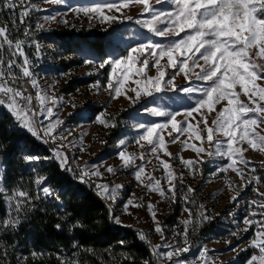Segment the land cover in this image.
I'll return each mask as SVG.
<instances>
[{
    "label": "rangeland",
    "instance_id": "rangeland-1",
    "mask_svg": "<svg viewBox=\"0 0 264 264\" xmlns=\"http://www.w3.org/2000/svg\"><path fill=\"white\" fill-rule=\"evenodd\" d=\"M11 2L12 0H0V17L6 22L4 26L7 28L9 38L14 42L11 48L4 44L0 49V60L3 61L0 63V71L7 74V61L10 59L16 61L8 76V86L19 89L23 95L33 98L31 108L36 115L29 112L28 116L37 135H33L18 122L20 127L40 145L50 146L49 159H56L61 166L60 157L66 158L65 168L71 169L67 172L77 181L81 182L78 177L82 172L89 173L84 177L85 183L97 195L96 184L107 185L109 189L116 188L115 200L98 196L109 206L111 219L117 217L121 221L117 224L112 219L114 225L130 227L138 236L139 233L145 235L144 241L148 244L157 264H174L176 260L183 261L184 264H247L254 254L250 242L258 230V225L255 223L251 226L245 225L244 220L246 217L252 221L264 220V216L260 215L264 209L257 205L249 207L252 201L259 204L264 200V197L258 195V192L264 193V151L253 150L246 143H242L241 147L247 149L243 153L244 159L249 163H238L237 166L242 170L244 178L238 176L232 169L220 172V167L228 163L227 158L216 154V141L211 144L207 141V132L203 130L204 125L201 123L195 131L189 128L185 132H175L172 131L171 125L160 130L165 145L158 148L156 153H152L147 142L141 141L143 147L136 143L138 136L145 130L139 125L165 124L167 117L155 116L147 110L158 108L166 112L184 113L186 109L195 107L201 95L199 89L207 86V82L195 78V73L200 69L191 68L188 78H185L183 73L175 75L173 84L177 88L165 84L160 92H154L151 96L141 95V98L133 102L128 98L135 97V92L131 90L136 88L133 81L142 80L144 77L132 75L121 89L122 93L126 92V96L121 95L114 99V93L107 88L111 66L105 64L103 68L100 67L105 61L125 57L128 50L138 44L166 46L179 37H161L149 31L142 22L151 20L152 14L144 12L143 5L140 4L132 3L121 11L104 8L105 15L116 17L111 22L102 21L98 14L85 15L78 11L104 5L119 6L124 0H58V2L15 0L16 7H5ZM150 2L157 12L169 11L172 7L170 3L158 4L156 0ZM25 10L28 14L22 18L21 12ZM52 16L55 19L45 20V17ZM127 16H131L132 19H126ZM37 25L43 27L38 28ZM156 27L163 28L164 25L158 23ZM60 34L103 35L107 41L106 54L104 56L96 54L85 46L74 47L70 52L65 47L64 40H61ZM16 41L22 42L23 56L16 50ZM144 56L149 59L146 75L157 76V68L151 66L154 58L147 52ZM25 57L29 61L27 65H24ZM258 63L264 66V60ZM22 66L29 69L30 77L23 75ZM136 66L139 67L140 64L137 63ZM161 68L166 72L165 81L176 71L167 66L166 57L161 60ZM112 78L115 81L117 77L114 75ZM33 79L37 81L38 87H33L31 83ZM184 87H191L197 91L186 94L179 90ZM38 92L41 96H54L58 103L54 105L49 99L41 105L37 99ZM240 99L247 103V98L242 93ZM17 100L23 106L24 102L19 97ZM224 103L216 105V110L219 111ZM47 107H51L54 113L50 118L46 113L41 114V109ZM0 110L11 114L7 106H0ZM100 113H105L103 119L108 121L109 126L106 127L96 121V116ZM202 116H206L208 124L211 125L212 120L216 118V112H209L204 108L193 113L192 117L177 116V120L185 119L196 125ZM57 117L63 124L51 133V136L56 137L53 140L51 136H45V128L50 119L54 121ZM196 131H200L203 140L196 138ZM169 132L172 133L171 136L168 135ZM257 132L264 135V124L257 128ZM176 136H179V139L172 143L173 137ZM223 139L222 134L216 133V140ZM121 140L125 141L123 146L120 145ZM184 141L187 145L203 147L205 151L197 153L192 147L182 143ZM25 149L27 153H32L31 156L41 157L38 162L27 161L31 169L46 160L32 150ZM57 151L60 157H54ZM121 151L133 156V162L129 166H125L120 159L118 154ZM169 152L171 156L166 154ZM141 155L144 157L143 160ZM181 157L193 160V166L186 167L181 162ZM160 160L171 166L173 177L167 176ZM140 166L144 167L145 172L141 174L140 180H137L135 173ZM108 167H112L114 172H108ZM4 169L5 165L0 159V188L4 189L2 193L7 191L4 185ZM94 172L101 175H90ZM149 175L160 180L165 196L151 190L149 185L154 181L148 179ZM169 180L175 185L174 194L168 191ZM189 188L193 191L189 192ZM7 195L5 194L4 204L8 217L10 209L6 200ZM185 209H190L191 214ZM253 211L256 215L251 214ZM201 213L209 219H201ZM185 220L191 221L187 226V245L182 235L185 230L182 221ZM157 222L162 233L155 231ZM246 227L248 230L244 231ZM156 245L162 247L154 252L153 246ZM167 245H172L173 248L187 246L189 251L168 260L162 255L172 250ZM204 249H207L206 256L201 257L200 253Z\"/></svg>",
    "mask_w": 264,
    "mask_h": 264
},
{
    "label": "snow or ice",
    "instance_id": "snow-or-ice-1",
    "mask_svg": "<svg viewBox=\"0 0 264 264\" xmlns=\"http://www.w3.org/2000/svg\"><path fill=\"white\" fill-rule=\"evenodd\" d=\"M53 2H58V0H53ZM132 3L143 5V11L152 14L151 20L142 22L148 27L149 31L161 37L173 36L179 37V39L172 40L166 46L152 43L138 44L136 47L130 48L125 57L100 64L101 68L105 64L111 66L112 70L109 73L107 88L114 93L113 98H119L121 95L126 96V92L122 93L121 89L132 75L144 77L142 80L136 79L133 81L136 84V88L131 90L135 92V97H128L133 102L141 98V95L151 96L154 92H160L165 84L177 88L173 84L175 75L183 73L185 78H188L191 68H199L200 71L195 73V78L207 82L206 87L199 89L201 95L197 99L195 107L186 109L184 113L166 112L158 108L147 110L155 116L167 117V121L165 124L153 123L148 126L140 124L139 127L145 130L138 136L136 143L143 147L141 141H145L150 146L151 152L156 153L158 148H163L165 145L164 137L160 130L171 125L172 131L175 132H185L189 128L195 131L199 124L202 123L204 125L203 130L207 132V141L210 144L214 140L216 141V154L222 158H227L228 163L220 167L219 171L226 172L228 169H232L238 176L244 178L242 170L237 165L238 163L247 164L249 161L244 159L243 153L247 149L242 148L241 144L246 143L253 150L264 151V135L257 132V128L264 124V66L258 63V61L264 60V0H156L158 4L170 3L172 5L171 10L160 12L155 10L150 0H124L119 6L104 5L103 7L83 8L78 11L83 12L85 15L95 13L99 15L102 21L111 22L116 17L105 15L104 8L108 10L115 8L117 11H121L124 8H128ZM5 7H16L15 0L6 4ZM27 14V10L22 11L21 17L23 18ZM53 19H55L54 16L45 17V20ZM126 19L131 20L132 17L127 16ZM137 22L141 23V21ZM158 23L163 24L164 27H156ZM37 27L42 28L43 25H37ZM182 33L183 35L181 36ZM0 41H2L0 42V49L3 48L4 44L11 48L14 43L9 38L6 26H0ZM21 43L16 41L15 47L17 52L23 56ZM39 50L37 45V52ZM146 52L154 58L151 66L157 68L158 74L155 77L146 75V71L149 68V59L144 56ZM141 57L144 58L141 60ZM165 57L167 58V66L176 70L174 75L167 81H165L166 72L161 68V60ZM0 63H3V61L0 60ZM15 63L14 59L7 61V74L0 71V94H2L0 96V106H7L11 114L23 127L32 132L33 135H37L33 130V122L28 116L29 112H33V115H36L31 108L33 98L23 95L19 89L8 86V76L11 74V69ZM28 63L29 61L25 57L24 65ZM86 63L92 62L86 61ZM137 63L140 64L139 67L136 66ZM22 67L23 75L30 77L29 69L26 66ZM114 75L117 77L115 81L112 78ZM31 83L33 87H38L35 79ZM179 90L186 94L197 91V89L191 87H184ZM241 93L247 98V103L240 99ZM18 97L24 102L23 106L17 100ZM37 99L41 105L49 99L54 105L58 103L54 96H41L39 92L37 93ZM222 102H225L223 107L217 111L216 105ZM204 108H207L209 112H216V118L212 120L211 125L208 124L206 116H202V119L198 120L196 125H192L185 119L177 120V116L192 117L193 113L200 112ZM45 113L49 118L54 115L51 107L42 108L41 114ZM104 116L105 113H100L96 116V121L107 127L109 123L106 119H103ZM62 124L63 121L59 117L54 121L50 119L45 128V136H51V133L56 131ZM111 126L114 127L115 125ZM216 133L222 134L224 139L216 140ZM171 134V132L168 133L169 136ZM195 135L197 139L203 140L200 131H196ZM51 139L55 140L56 137L51 136ZM178 139L179 136L173 137L171 142L176 143ZM182 143L192 147L197 153L205 151L203 147L187 145L186 141ZM124 144L125 141L121 140L120 145L123 146ZM166 154L168 156L172 155L170 152ZM118 155L125 166H129L133 162V156L126 154L124 151H121ZM54 157H60V153L58 151L55 152ZM25 159L32 163L38 162L41 157L29 155ZM43 159H49V157H44ZM141 159H144L143 155H141ZM180 159L186 167L191 168L193 166V160H185L183 157ZM60 164L62 169L71 171L70 168H65L66 158L60 157ZM160 164L163 166L167 176L169 178L173 177L174 174L170 170L171 166L163 160H160ZM107 171L114 172V169L108 167ZM144 172L143 166L137 168L135 173L137 180H140L141 174ZM86 175H89V173L82 172L78 179L81 182H85L84 177ZM90 175L100 176L101 174L94 172L90 173ZM42 179L38 178L36 183L38 185L41 184ZM148 179L154 181L153 184L149 185L151 190L158 191L161 196H165L160 180L155 179L151 175H149ZM229 183L231 182L229 181ZM169 184L168 191L174 194L175 185L171 184V180H169ZM95 188L98 195H102L106 199L115 200L116 188L109 189L107 185L103 184H96ZM3 191L4 189L0 188V193ZM40 191L45 197L54 195V190L49 186L42 187ZM188 191L191 192L193 190L189 188ZM258 195L264 197V193L258 192ZM233 199L235 198L233 197ZM6 200L10 212L7 218L0 220V227L15 229L20 223V216L27 211L26 205L31 203L32 197L26 190L21 189L8 194ZM131 203L130 200L129 204ZM252 205H257V207L264 209V200L259 204L256 201H252L249 207ZM185 210L191 214L190 209ZM251 214L256 215V212L253 211ZM260 215L264 216V211ZM153 216H155V213H153ZM112 219L117 224L121 223L117 217H112ZM201 219L207 220L209 218L201 213ZM182 223L185 225L182 235L184 243L187 245V226L191 221L185 220ZM244 223L248 226L253 223L258 225V230L250 242V247L254 250V254L250 257L247 264H264V220L252 221L246 217ZM56 227L59 229L60 225L57 224ZM247 230L248 228L246 227L244 231ZM155 231L162 233L158 222ZM235 234L233 233V235ZM139 238L146 240L143 233H139ZM160 247L162 246H153V251L155 252ZM167 247L172 250L162 255L166 256L168 260H172L173 256H179L181 253L189 251L187 246L173 248L172 245H167ZM87 251L91 252V249ZM206 252L207 249H204L201 251L200 256L205 257ZM33 255L36 254L33 253ZM61 264H76V262L62 260ZM174 264H184V262L176 260Z\"/></svg>",
    "mask_w": 264,
    "mask_h": 264
},
{
    "label": "trees",
    "instance_id": "trees-1",
    "mask_svg": "<svg viewBox=\"0 0 264 264\" xmlns=\"http://www.w3.org/2000/svg\"><path fill=\"white\" fill-rule=\"evenodd\" d=\"M5 24L0 17V26ZM59 36L70 52L85 46L96 54H106L103 35ZM25 148L50 157L49 145H40L13 115L0 110V159L5 165L7 190L0 193V220L7 218L5 194L22 189L32 197L15 229L0 227V264H61L62 260L157 264L148 244L133 229L114 225L109 206L87 183L77 181L54 158L31 169L25 157L32 153ZM38 178H43L39 185ZM44 186L53 189L54 195L45 197L40 191Z\"/></svg>",
    "mask_w": 264,
    "mask_h": 264
}]
</instances>
